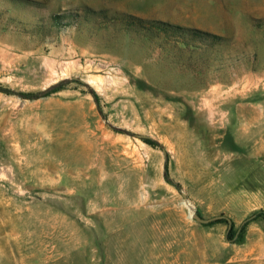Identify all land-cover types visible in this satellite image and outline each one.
I'll use <instances>...</instances> for the list:
<instances>
[{
	"label": "rangeland",
	"instance_id": "rangeland-1",
	"mask_svg": "<svg viewBox=\"0 0 264 264\" xmlns=\"http://www.w3.org/2000/svg\"><path fill=\"white\" fill-rule=\"evenodd\" d=\"M0 264H264V0H0Z\"/></svg>",
	"mask_w": 264,
	"mask_h": 264
},
{
	"label": "trees",
	"instance_id": "trees-1",
	"mask_svg": "<svg viewBox=\"0 0 264 264\" xmlns=\"http://www.w3.org/2000/svg\"><path fill=\"white\" fill-rule=\"evenodd\" d=\"M102 12L104 11H94L93 14L97 15V18H103L105 22L115 21L122 23L126 29L136 31L149 42L160 47L170 46L173 48H179V45H182V48L184 49L191 47L198 48L201 46L214 48L216 45L228 44L232 41V39L229 37L220 36L212 32L203 31L193 27L182 26L161 19L142 18L124 12L114 13L112 16L107 17L103 16ZM72 16H77V14L63 12L54 15L52 18V22L54 25H59L63 23L62 20L64 17L68 18ZM198 213L200 214V212ZM220 221H226V219H220L214 222ZM214 222H210L208 224H212ZM232 229L233 227L231 228V230Z\"/></svg>",
	"mask_w": 264,
	"mask_h": 264
},
{
	"label": "water",
	"instance_id": "water-1",
	"mask_svg": "<svg viewBox=\"0 0 264 264\" xmlns=\"http://www.w3.org/2000/svg\"><path fill=\"white\" fill-rule=\"evenodd\" d=\"M183 196H184L185 199H187V196H186L185 193L183 194ZM193 217H194L196 220H198L199 222L203 223V224H208V223H210V222L218 221V220H220V219H226V221H227V223H228V231H227V234H229L231 228L233 227V220H232L230 217L226 216V215H217V216H213V217L205 218V217L201 216L198 212H194V213H193ZM254 217H255V215H253V216L247 218V219L243 222V224H244L245 222L249 221L250 219L254 218Z\"/></svg>",
	"mask_w": 264,
	"mask_h": 264
}]
</instances>
